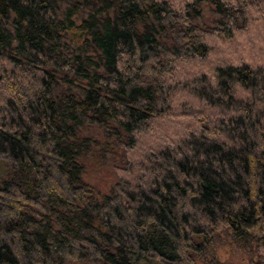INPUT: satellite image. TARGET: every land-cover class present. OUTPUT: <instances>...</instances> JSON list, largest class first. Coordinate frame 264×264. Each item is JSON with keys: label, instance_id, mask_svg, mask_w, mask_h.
<instances>
[{"label": "trees", "instance_id": "1", "mask_svg": "<svg viewBox=\"0 0 264 264\" xmlns=\"http://www.w3.org/2000/svg\"><path fill=\"white\" fill-rule=\"evenodd\" d=\"M259 58L262 2L0 0V264H264Z\"/></svg>", "mask_w": 264, "mask_h": 264}, {"label": "rangeland", "instance_id": "2", "mask_svg": "<svg viewBox=\"0 0 264 264\" xmlns=\"http://www.w3.org/2000/svg\"><path fill=\"white\" fill-rule=\"evenodd\" d=\"M257 3L264 0H251ZM205 7V15L208 19L214 18L215 14L212 9ZM243 48V46H242ZM223 53V52H221ZM264 59H256L258 64L263 63ZM105 158L102 160H87L86 161V173L85 180L91 186L96 187L98 191L102 193H107L111 187L117 181V176L114 172V166L118 161V157L114 156L111 151H108ZM107 157V158H106ZM107 159V160H105ZM6 166V160L0 157V170L4 169ZM251 255L248 251H245L238 247L234 241L230 238L223 236L217 242L215 251V260L213 264H250ZM200 264H202L200 262Z\"/></svg>", "mask_w": 264, "mask_h": 264}]
</instances>
